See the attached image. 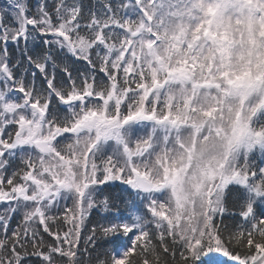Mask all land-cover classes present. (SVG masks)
Listing matches in <instances>:
<instances>
[{
    "label": "trees",
    "instance_id": "trees-1",
    "mask_svg": "<svg viewBox=\"0 0 264 264\" xmlns=\"http://www.w3.org/2000/svg\"><path fill=\"white\" fill-rule=\"evenodd\" d=\"M11 1L0 0V18H3L4 14L11 13L8 5ZM82 3L84 7L89 6L91 9L88 0H82ZM51 16L53 17L54 14ZM186 24L184 23V28ZM5 25L11 27L12 23L10 20H5V24L1 21V26L6 27ZM80 26L86 30L84 20L81 21ZM208 26L209 22L206 27ZM2 35L3 32L0 29V36ZM87 38L88 36L83 39L82 50L87 49L84 44L90 45ZM3 42H10L7 44V49L3 46ZM11 42L13 39L10 37L0 38V62L4 63V67H15L12 70V80L17 86L20 85V80H24L26 93L31 90L33 77H35L37 86L34 91L38 92L39 98H43V95L48 94L46 83L50 80V75L49 70H46V81H43L37 76L40 74L37 67L38 63L44 60L46 50H41L37 59H33L31 54H28L29 57L23 56L26 51L23 50L25 45L21 41ZM16 52L23 55H17ZM167 52L165 49L161 51L160 57H164L165 54V59H167L169 54ZM183 53L174 54L176 61L185 59L188 64V70H181L179 73L187 79L196 80L192 74V66H196V55H193L192 61L191 57ZM52 59L56 68V77L51 87L54 98L68 96L72 85L81 86L83 84L80 79L82 72L88 84L92 86L90 92H94L99 97L106 95L109 88L108 81L112 79L113 72L111 73L109 68L104 66L105 64L100 65L90 59L89 63L93 66V70L102 77L93 76L90 79L89 69L83 63H77L70 58H56L54 55ZM182 64L184 65V62ZM21 75H24L23 79ZM195 75L198 78L201 76L200 73H195ZM118 84L121 85L120 82ZM135 85L132 84V80H128V83L124 82L122 86L128 92V96L117 110V107L113 106L108 112L109 108L106 110L105 105L106 99H103L106 115L102 116V119L112 120L118 111L119 114L121 112V115L128 116L144 110L145 114L154 113L155 116L163 118L173 112V107L165 102L164 97H158V100H155L156 97H150L146 100L139 96L142 101L139 99L138 102L135 101L138 94L129 93L137 91ZM196 91L199 92L198 89ZM108 94L112 96L114 93L109 90ZM174 97V102L177 104L180 105L183 102L181 90H177ZM55 100L51 106L50 117L55 119V122H62L59 124L61 126L63 122L64 124L68 122L64 113L69 111L67 109L61 111ZM92 102L91 98L90 103ZM99 107L97 114L103 110L101 106ZM143 116L145 115L139 117ZM262 119L264 117L260 116L258 131L264 133V120ZM129 135L132 139L130 140L135 144L128 142V133H126V148L128 149L130 143L137 149L139 145L134 135L131 133ZM2 137L3 141L8 138L10 140L7 134H2ZM92 138L81 136L77 139L78 142H74L70 135L63 136L55 142L56 156L52 158L53 167L48 164L47 169L41 170L47 179L50 178L49 174L57 178L63 177L64 173L71 178L73 187L78 191L75 190L72 194V202L48 217L46 231L34 225L32 232L27 233L23 227L22 213L12 219L5 235L0 230V264H214L218 261L223 264H264V216L256 209V218L254 217L253 221L249 218L252 222L242 224L239 214L246 210L247 205L243 202V195L238 191L231 190L227 194L224 200L226 209L224 214L203 212L201 218L199 216L201 212L197 210L193 213L189 206L187 213L184 212L180 216L175 215L173 224H168L165 221L172 220V212L167 205L168 216L164 219V223H157L146 214L145 218H148L146 222H143V227L139 232L128 230V227L122 223L127 215L126 210L128 209L124 200L125 196L128 198V195L118 188L119 185H111L112 181L117 182L118 178H124L123 164L128 165V161H126L124 152L120 151L117 152V156L122 162L109 161L108 157L102 155L97 156L96 162L88 163L86 158L92 147ZM251 160L258 161L257 158ZM32 164V162L28 164L27 159L21 163H13L9 160L7 164L1 165V208L8 207V202L13 199L9 197L10 188L20 180ZM125 180H128V177ZM85 184L90 185L84 193L81 189H84ZM195 243L198 246H195ZM121 251H124V255L121 260H117L116 257Z\"/></svg>",
    "mask_w": 264,
    "mask_h": 264
},
{
    "label": "rangeland",
    "instance_id": "rangeland-1",
    "mask_svg": "<svg viewBox=\"0 0 264 264\" xmlns=\"http://www.w3.org/2000/svg\"><path fill=\"white\" fill-rule=\"evenodd\" d=\"M210 3L203 2L202 0H194L192 2V5H194V8L196 10H202L203 14H195L194 12L190 13V16L195 19V21H190V18H185V20H188L186 26L187 29L191 32V42H196V45L205 46L206 44L207 51L210 55V59L206 58L204 64H201L198 68V73L202 75L203 70L211 63V59L213 62H217L220 59H214L212 58L215 53L217 52L216 45H222L226 43H230V38L227 36L225 37V33L228 32L229 34L233 35L234 42L236 44H230L229 48L222 54L220 57L225 58V65L227 64V59L231 56L233 59L234 64L237 66L236 72L239 73V75H236V72H228L226 74V79L224 78L222 71L223 68L218 70L217 77L220 78V86L218 88V93L210 94L209 92H204V97L208 98V104L210 106V112L212 117L211 119L214 120V124H220L222 122H225L226 119L231 120L233 119V114L235 112V109L237 108L238 111H240L241 115H244L246 118H250L251 121H247L248 124H251L256 119V111H252L249 114H246V111L248 108L255 104L258 101V95L262 93L261 90H258L262 84H260V78L257 77L255 80L248 78L246 80V89L244 87L238 86L236 84V79L252 74L254 72H258L261 67L264 73V60L261 61V42L264 41V16H256L255 10L263 8L264 0H247L246 2L244 0H227V3L224 4L223 0H216V1H209ZM174 2L172 0H160L156 1L153 4V8H150L152 11L153 16L158 17L159 14H163L165 16H169L171 11H173ZM180 9V8H179ZM178 9V10H179ZM264 9V8H263ZM210 12L211 20L208 21L207 13ZM167 14V15H166ZM237 14V15H235ZM173 15V13H171ZM159 19V17H158ZM169 21L174 22L173 19L168 18L166 23ZM209 22V26H207ZM160 25H163V23H160ZM206 28H208V31H206ZM241 30L246 32L247 36L245 40L242 39L243 36H241ZM171 33L169 31L167 34ZM186 33V32H184ZM178 32H176V38L174 39L177 43ZM195 38H194V37ZM193 38V40H192ZM163 48L160 45H155V47L147 49L144 47V49L140 50L139 54L141 58L146 57H152V56H159L160 51ZM167 53H172L173 55L175 53L181 52V48L179 45L168 42L167 48H164ZM163 49V50H164ZM134 62L136 60H133V64L126 63L122 77H130L135 74V71L139 68L137 66H134ZM136 67V68H135ZM204 67V68H203ZM163 65L160 63L157 64L158 70H163ZM183 70H186V68H183ZM214 71V70H213ZM216 74H213L215 76ZM232 75L233 77H230ZM233 78V79H232ZM216 79V78H215ZM227 80V81H226ZM191 81V80H189ZM227 83L235 89V93L238 94L237 97L231 98L232 94L227 93ZM187 84V83H186ZM194 84V81H192V84ZM188 82V87L191 86ZM260 85V86H259ZM182 88V83L178 87V90ZM258 90V91H257ZM240 97V98H239ZM261 97H264V93ZM231 98L230 100H228ZM264 107V105H263ZM258 108L260 110L261 108ZM180 110V109H179ZM186 110V109H185ZM185 110H180L184 112ZM199 115H205L202 113V109H198ZM239 117V116H238ZM234 126V125H233ZM224 128V126H223ZM174 138L171 137V141ZM199 142L200 139H199ZM176 147V148H173ZM200 147H203V145H200ZM165 144L164 148L165 149ZM170 149H176V150H182L183 152H180L179 154H173L172 158L168 159V157H164L165 159H168L171 165H179L182 162L187 161V157H190L194 154L193 151L187 150L186 147H178V143L172 142L169 145ZM179 148V149H178ZM162 149V150H163ZM162 150H159L160 157H163ZM173 150V151H176ZM187 150V151H186ZM97 151V150H96ZM162 152V153H161ZM165 152L169 154L168 150L165 149ZM229 150L226 147H216L215 149L211 150V153H213V161H216L220 158L227 157L229 155ZM93 152H91V155ZM204 152L197 150V155L194 158L196 161V168L200 169L202 167H198V164L203 162ZM154 158L148 159L145 164H150L154 162ZM222 160V159H221ZM192 159H189V165L191 164ZM187 162V164H188ZM218 162V161H216ZM186 164V165H187ZM169 183L167 181L164 182V187L168 186ZM191 199L196 198V193L194 192L193 195H189ZM193 201V200H192ZM188 204H184V210L186 211V207ZM201 214L199 216L202 218L203 213L200 211ZM198 246L197 243H195V246ZM118 260V259H117Z\"/></svg>",
    "mask_w": 264,
    "mask_h": 264
}]
</instances>
